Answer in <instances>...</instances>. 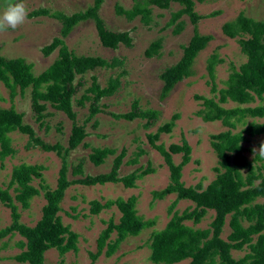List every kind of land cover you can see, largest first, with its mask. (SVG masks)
Returning <instances> with one entry per match:
<instances>
[{
    "label": "trees",
    "instance_id": "trees-1",
    "mask_svg": "<svg viewBox=\"0 0 264 264\" xmlns=\"http://www.w3.org/2000/svg\"><path fill=\"white\" fill-rule=\"evenodd\" d=\"M201 1V0H197ZM102 0H92L85 9L71 14H63L60 11H49L40 7L29 12V16H46L59 21L58 36H54L47 44L40 48L42 56H48L56 50V58L41 72L34 75L31 72L32 64L24 58H6L0 55V83L8 90L9 98L17 93L23 94L30 87V106L35 113V120L40 121L45 104L61 111L70 119L71 125L67 137V145L62 147L58 143L48 144L34 134L28 124L22 122V113L17 112L12 105L7 108L0 107V160L14 153L9 144L8 133L18 131L28 136L26 145L38 146L44 151H53L60 158V166L57 171L55 187L48 189L41 185L45 203L40 208V217L33 226H27L19 221L20 208L28 206V200L38 193L30 181L32 178H40L41 165L19 163L10 170V176L6 187L0 186V204L9 210L10 222L0 228V239L17 233L22 239L15 245L20 249L12 256L16 263L0 264H44V252L55 249L61 256L68 250L75 251L76 233L69 230L67 225L61 224L57 212L60 210L59 202L63 197L64 190L72 184L85 186L102 185L107 182H120L124 187H134V181L148 172L151 168L146 167L141 171H131L118 176V168L124 157V149L113 157L111 167L107 172L95 175H83L79 178L68 179L67 153L77 147L87 135L85 123L94 115L103 112L99 101L103 97L112 95L119 85V77L124 70L119 71L114 77H108L104 86L96 82L95 76L90 77L89 85L75 100L77 105H83L88 101L87 114L81 123L75 120V112L72 110V96L82 85V81L74 82L76 75L82 76L86 71L97 67L114 68L120 67L122 59L116 56L107 61L99 56L75 55L69 50L64 38L70 30L80 21L92 20L101 46L116 49L119 44L130 47L131 38L127 31H114L105 27L103 20L98 15V8ZM169 3H176L179 8L170 13L166 26L173 24L172 31L178 34L182 30L180 16L186 15L191 24L205 17L215 15L210 12L206 15L197 14L194 10L193 0H136L129 9H123L119 5L114 6L115 13L123 15L130 20L139 15L144 24L149 22V9L147 4L154 5L159 9H165ZM225 36L236 39L240 52L245 56V61L231 67L225 79V86L216 90L217 98L194 95L201 100L202 108L195 112L201 120L219 121L226 129L210 135V145L217 156L218 167H214V178L202 187L199 183L184 186L180 180L181 168L190 159V146L184 138L179 144L172 143L165 149L161 143L155 140L159 133H169L173 128L177 114H172L169 120L160 124L154 132H148L145 136L149 145L155 149L163 159L168 170V183L159 190H153L152 198L161 199L166 194L173 193L174 199L167 207L170 217L164 227L153 231L149 240L148 259L154 264H264V202H255L256 198L264 197V177L259 171L260 165L252 164L242 155L244 148L241 141L244 135L249 136L264 133V122H248L243 131H235L236 122L243 117L260 118L264 116V20H254L239 13L231 20L221 25ZM211 39L210 34H199L193 27L192 34L187 43L182 46L179 59L173 64L163 68L158 77L161 81L159 99H163L172 90L176 83L192 75L191 65L197 53L201 51ZM160 40L156 39L148 44L143 54L151 57L158 54ZM221 60L215 55L207 59L206 71L209 76L210 91L215 90L213 84V68ZM254 106H241L252 102ZM227 100L236 103L234 107H224L221 104ZM159 112L152 108L140 110L137 101L133 100L130 109L121 113L109 112L114 119L131 121L135 118L143 119V126L149 127L156 119ZM96 121L92 122L94 127ZM115 152L113 148H92L88 154L89 161L94 165L102 163L107 155ZM142 153V150L138 151ZM180 153V161L173 163L171 154ZM137 153L127 163L136 162ZM241 169L245 173L241 174ZM72 174L81 173L80 164H77ZM12 188V195L9 189ZM179 200H189L193 203L191 209L184 208L179 213L174 206ZM111 205L120 212L116 223L109 219L106 226L96 238V250L89 253L91 261L100 254L103 247L104 255L110 256L119 243L126 236H135L140 230L152 226V220H143L135 213V198L129 196L126 199L115 198L100 203L91 200L89 212L98 213L103 208ZM212 210L213 216L206 228H192L185 224L190 221L197 224L206 210ZM228 216L227 226L229 232L225 239L220 237L221 229ZM116 236L112 241H107L111 232ZM244 246L248 251L241 257L231 256V250H241Z\"/></svg>",
    "mask_w": 264,
    "mask_h": 264
},
{
    "label": "rangeland",
    "instance_id": "rangeland-1",
    "mask_svg": "<svg viewBox=\"0 0 264 264\" xmlns=\"http://www.w3.org/2000/svg\"><path fill=\"white\" fill-rule=\"evenodd\" d=\"M193 10L200 15L216 12L215 15L205 16L199 19L195 25L191 24L186 15L179 17L182 30L178 34L172 31L173 24L166 26L170 13L179 8L176 3H169L165 9L147 4L149 9V22L144 24L139 15L128 20L123 15L115 13L114 6L119 5L123 9L131 8L136 0H102L98 8V15L103 20L106 28L114 31H127L131 38V46L119 44L116 49H110L100 45L92 20L78 22L63 39L66 47L75 55L99 56L110 60L113 56L122 59L120 67L114 68L97 67L86 71L82 76L76 75L74 82L82 81L72 96V110L75 112V120L79 124L87 114L88 101L83 105H77L75 100L89 85L93 75L100 86H104L108 77H114L119 71L124 73L118 78V88L112 95L100 99L99 112L85 123L87 135L81 143L70 150L66 155L68 179L79 178L83 175H95L107 172L113 157L124 149L125 154L118 168V176L131 171L149 167L151 172L134 181V187H124L120 182H107L102 185L85 186L81 184L69 185L59 202L60 210L57 214L61 224L67 225L68 229L75 232L76 249L68 250L61 256L55 249L44 252V264H154L148 259L149 240L153 231L164 227L170 217L167 207L174 199V194H166L161 199H153L152 191L162 189L169 181L168 170L162 156L153 149L146 138L148 132H154L163 122L169 120L172 114H177L173 128L169 133H159L156 144L161 143L166 149L169 144H179L184 138L190 146V159L182 166L180 180L184 186L199 183L202 187L208 184L215 176L214 167H218L217 156L210 145V135L226 129L219 121H203L195 112L202 108L201 100L194 95L217 98L216 90L225 86V79L231 71V67L237 68L245 61V56L240 52L236 39L224 35L221 25L226 21L233 20L237 14L254 20H264V0H193ZM15 0H0V13L8 3ZM29 12L33 9L44 7L49 11H60L63 14H71L88 7L92 0H23ZM28 12V14H29ZM60 23L58 20L46 16L30 17L16 30L8 29L0 32V55L6 58L21 57L32 64L31 72L36 75L44 70L54 58L56 50L48 56H42L40 48L47 44L54 36H58ZM199 34H210L211 39L206 46L197 53L191 65L192 75L176 83L172 90L163 99H159L161 81L158 77L163 68L176 62L182 53L184 46L192 34L193 27ZM156 39L160 40L158 54L146 57L143 54L148 44ZM215 55L221 61L213 68V84L215 90L210 91L209 76L206 71L207 59ZM133 100L137 101L140 110L152 108L159 112L158 116L149 127L143 126V119L135 118L131 121L114 119L109 115L121 113L130 109ZM257 99L241 106H254ZM10 105L17 112L22 113V122L31 126L34 134L42 141L53 144L58 143L62 147L67 145V137L71 125L64 113L52 108L48 103L42 111L40 121L35 120V113L30 106V87L23 94L17 93L9 98L8 90L0 83V107L7 108ZM224 107H234L236 103L227 100L221 104ZM253 120L254 123L264 122V116L260 118L243 117L236 122L235 131H243L246 124ZM96 121L94 127L92 122ZM241 141L244 148L242 155L252 162L260 165L259 171L264 177V157L259 154L260 145H264V133L249 136L244 135ZM9 144L14 153L0 160V186L6 187L10 170L19 163L41 165L40 178H32L30 184L38 189V193L28 200L26 208H20L19 221L27 226H33L40 217V208L45 203L41 185L48 189L55 187L57 171L60 166V158L53 151H44L38 146L26 145L28 136L16 130L8 133ZM109 147L115 152L107 155L99 165L92 164L88 154L92 148ZM142 150V153L138 151ZM135 163H127L134 158ZM180 153L171 154L173 163L180 161ZM80 164L81 173L72 174L73 168ZM245 173L241 169V174ZM12 195V188L9 189ZM129 196L135 198V213L143 220H152L153 225L139 231L135 236H126L110 256L104 255L103 247L100 254L91 261L89 253L96 250V238L100 231L111 219L116 223L120 212L111 205L101 209L98 213L89 212L91 200L102 203L105 200L115 198L126 199ZM255 202H264V197L256 198ZM193 203L189 200H179L174 210L179 213L182 209H191ZM213 216L212 210H206L197 224L185 221L192 228H206ZM228 216L221 229L220 237L225 239L229 232L227 226ZM10 222L9 210L0 204V228ZM116 236L111 232L107 241H112ZM22 239L17 233L0 239V263H16L12 258L19 252L15 243ZM248 249L244 246L241 250H231V256L241 257ZM186 260L177 264H182ZM26 264V263H23Z\"/></svg>",
    "mask_w": 264,
    "mask_h": 264
},
{
    "label": "clouds",
    "instance_id": "clouds-1",
    "mask_svg": "<svg viewBox=\"0 0 264 264\" xmlns=\"http://www.w3.org/2000/svg\"><path fill=\"white\" fill-rule=\"evenodd\" d=\"M29 9L23 0H15L7 4L2 13H0V32L8 29L16 30L23 25L28 18ZM259 154L264 157V145H260Z\"/></svg>",
    "mask_w": 264,
    "mask_h": 264
}]
</instances>
